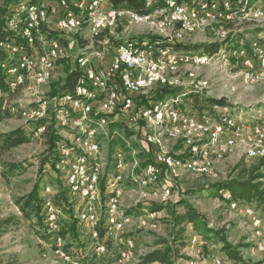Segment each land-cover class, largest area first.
<instances>
[{"label":"rangeland","instance_id":"obj_1","mask_svg":"<svg viewBox=\"0 0 264 264\" xmlns=\"http://www.w3.org/2000/svg\"><path fill=\"white\" fill-rule=\"evenodd\" d=\"M158 1L152 0L151 3H157ZM251 3L255 7V11H259V5L261 8H264V0H251ZM57 6L58 9L55 8L54 11L50 10V17L45 25L51 28L49 30L58 31L56 37L67 43L64 45L66 48L65 58H68L70 61H76L81 51L85 50L87 54H90L93 51L100 50L104 52L105 56H103L109 62L110 55L112 54L113 57L114 48L119 43L128 41L146 42L152 37L164 39L167 35L173 36L175 33L174 30H169L165 35L159 33L151 26L136 25L129 20H122L116 29L104 34L106 37L101 42H105L98 44V42L96 43L92 39L87 26L79 32H59L57 23L60 20L62 12H59L61 11V7ZM260 13L262 15L259 17H264V10L260 11ZM229 22L230 24L224 22V28H228V33H231L230 36L228 35L229 37L227 36V39L217 38L214 35L215 27L213 25L186 35L179 43L189 48L184 47L178 50L177 54L206 57L209 54L205 53L203 47L214 43L221 45L219 52L212 55V61L209 60V62L201 66H195L190 62L180 64L177 73V76L181 75V77H178L179 84L164 86L155 83L150 86L149 90L146 89L141 93L140 97H136L139 99V102L142 99H146L148 102L150 101L148 106L154 105L155 102L152 100V97L161 93L163 87H169L170 89H180L183 96H171L162 102L173 103L175 107L180 108L181 111L184 109L183 111L190 115L200 116L199 110H193L191 101L188 102L186 100L184 95L187 93L188 95L192 93L200 95L201 101H222L223 104L211 103L209 106L203 105L201 107L203 108V115L216 117L226 114L235 118L237 117L247 123L261 122L264 117V78L254 85L246 84L242 66L233 59H223L222 54L227 48L228 43L226 41L235 42L234 45L236 46L244 43L243 45L248 47L253 40L264 41V18L256 19L255 21L234 19V25L233 19ZM44 40L45 42L51 41L46 35L41 34L38 45L31 49L28 48V51H40ZM57 72L58 75L54 81H57L59 78L63 79L64 77L62 69ZM190 72L194 73L193 77L189 75ZM52 82L50 81L42 86H39V83L36 82H29L25 87L8 95L0 92V99H3L4 105L9 109H26L37 101L47 99V93L50 91ZM134 104L137 107L136 102ZM68 111L72 118L76 117L72 111ZM108 117H111L110 124L104 129L96 130L97 138L102 143L103 179L101 186L103 193H106L108 182L111 181L114 175L113 155L118 149L124 151L127 155L126 160L128 159L127 162H129V172L127 173L128 182H126L124 187V196L120 209L126 215H129L133 221L128 224L123 232H119L117 235L109 237H105L104 235V242H106L108 252L105 256L99 257H96L94 254L91 229L84 224L78 223L79 237L74 238L73 234H68L64 246L65 250L70 251L73 260H79L82 264H138L137 261H140L148 253L161 249L162 246L158 245L159 239L170 240L174 229L172 218L166 210L152 213L149 207L151 204L172 205L182 198L204 215L212 228L216 230L224 228L227 230L229 242L234 247L240 248L241 255L245 261H249L251 264H264V254H261L257 246H253V243L254 245L256 244L252 237L253 225L251 222H248L249 219L230 210L229 203L225 200L224 192H221L223 197H218L209 190V186L211 185L235 178L238 174V171L235 170L238 164L241 167L258 165L261 167V173L264 174V159L250 161L245 156L249 149V146L246 145L247 142L239 145V147L237 146L238 149L219 162L208 176L202 177L188 174L178 179L165 176L163 186L172 188L171 196L166 199H159L161 201H151L140 196L138 187L130 182V175H132V172L135 176L141 175L144 169L153 163L159 151L175 157H182L185 151L182 144L183 136L181 133H177L178 136L174 140L164 138L158 146L147 143L145 137L147 132L156 131L155 127L152 129V127H148L143 122H140L138 125H130L124 118L116 114L108 115ZM97 118L98 114L93 113L91 120ZM30 123L32 122L24 120L19 113L12 111L11 118L0 123V134L23 128L30 136L34 128V125ZM49 123H55L57 131H59L58 129H60V132L65 130L57 126L54 114H51ZM58 135L61 138H66L67 142L70 141L72 136L68 133H59ZM37 137L34 135V140H31L29 143L0 155V223L7 219L11 223L10 228L0 234V264H66L54 252L55 234L49 232L46 227L44 229L43 226L38 225L34 218L30 221L23 219L15 204L17 197H24L32 191L34 184L39 179L41 162L48 154L47 138ZM8 163L16 166L21 165L22 168L13 177L5 179L4 174L6 173V164ZM66 172L67 167L62 165L61 161L58 163L55 171L49 164L45 167L40 185V195L44 200L50 198L54 202L53 199L58 192L59 181L65 183ZM47 187H51L53 192L47 194ZM105 193L101 197L103 219L107 199ZM69 197L72 214L74 215L73 219L77 220L80 202L70 195ZM63 208V205L59 206L61 210V227L68 225L72 219L70 213L63 211ZM257 210L260 217L264 218V212L258 208ZM183 211V208L178 209L179 213ZM140 219L143 220L139 221ZM185 229L183 245L177 244L181 252L180 258L176 260V264H188L189 260L195 261L198 264H212L214 257H220L224 261H227L228 258L222 253L219 246L214 248V246L210 245L205 249L202 245V240L199 238V248L201 249L194 247L190 243L194 230L191 226H186ZM46 232L52 234L53 237L48 236ZM129 237L135 240L136 257L133 262L121 263L118 253L125 245V242H122V238L126 240ZM227 263L233 264L230 261H227Z\"/></svg>","mask_w":264,"mask_h":264},{"label":"bare ground","instance_id":"obj_2","mask_svg":"<svg viewBox=\"0 0 264 264\" xmlns=\"http://www.w3.org/2000/svg\"><path fill=\"white\" fill-rule=\"evenodd\" d=\"M97 3H111L110 0H96ZM92 2L95 0H78L79 8L84 9L83 11V20H74L72 22V12L69 10V6H62L63 9L69 11V13L64 14L60 20L59 25L65 32H79L80 30L75 28H83L87 26L89 34H91L92 39L98 36L104 30H98L99 18H92L93 13L95 12V5H92ZM225 3L224 7L219 8V15L221 16H199L194 17V21L189 18L190 10L196 9L197 4L202 3V9H211L212 7H217L218 3ZM158 9H165V13H160V16H157V21L153 19H146L145 17L131 16V23L136 25H147L156 29L159 33L165 34L169 30H174L173 36H166L164 39L167 40L165 46L159 47L157 44H152L149 41H128L119 43L114 48L113 57L121 56V50H126L128 47L130 49H137L139 51H149L150 54H164L166 56H187L188 58H196L198 61L194 63L193 61H184L176 65L171 64L170 61H162V68L160 72H156L155 83L167 86L169 84H179V79L177 73L179 71V65L182 63L190 62L195 66H201L207 63V60H211L210 55L203 56H190L189 54L182 55L177 54L171 44L179 43L183 38L195 32L198 29L205 28L207 26L213 25L214 35L217 38L227 39L223 37L222 28H224V22L232 21V19H225L222 16H232L242 14L241 17H235L234 19H240L244 21H255L256 19H261L264 17H259L262 13H257L255 7L252 5L251 0H235L233 3L228 0H201L193 2L190 4L178 3L175 0H167L166 6ZM149 14H144L143 16L155 15L157 10ZM180 13H173V11H179ZM131 11V10H130ZM135 13V12H134ZM173 20H170L169 17H172ZM137 14V13H135ZM141 15V14H140ZM46 5L40 3L39 0H25L15 8L12 15L9 16L7 20V25L12 24L16 21V27L27 28L28 33L31 38V48L34 47L36 34H39V27L41 23L46 24ZM122 21V20H121ZM243 22V21H242ZM15 35L19 36L15 29H9ZM262 39V38H261ZM29 47V42L26 39H23ZM39 40V37H38ZM41 40V39H40ZM11 41L4 40L0 41V49L3 46H6ZM56 40H51L42 43L41 50L39 52L30 51V58L24 72H22V67L18 66L19 54H12V58H9L7 61V68H4V64H0V71L6 76L7 85L11 91H16L25 87L29 82L40 83V79H43L45 76V63H51V67L54 70L56 65H58V60H52L55 58H63V46H54ZM234 43L229 42L227 44L226 51L227 53L222 54L223 59H233L237 63L240 62L242 58L241 50L256 49L261 48V57L264 58V41L253 40L249 47L246 45L239 44L238 46ZM11 47L16 51H24L25 49L14 45L11 42ZM30 48V49H31ZM44 57V62H41V58ZM87 52L81 51L76 58V63L78 68L81 71L77 86L74 91V95H65L60 97V104H67L70 109H61L60 110V120H56L57 126L65 129L61 133H68L71 136V147H78L73 149V152H69V148L64 145V138L59 137V141L56 143L57 151L60 156V161L62 165L67 167L65 184L68 187L69 195L80 202L78 209V223L84 224L91 230V239L93 242V250L96 257L105 256L108 252L106 242H104L105 237L117 235L119 232H123L129 223L133 220L129 215H126L121 211V202L124 196V187L126 182H128V163L126 160V153L120 149L116 150L114 158V176L118 175L119 178L111 179V182H108V189L106 190L105 196L107 199H113L117 196L115 203H113V213H107L110 211V204H105L104 219L103 217V206H102V194L103 189L101 186L102 176H103V166H102V143L101 140L97 138V131L104 129L108 124H110V118L106 114L98 115V118L91 120L92 114L95 113V107L93 103H99V109L102 111L116 112L117 105V87H113V80L111 77L107 76L103 72H98V65L95 62H86ZM208 56V57H207ZM85 69L89 72L91 80L93 82L86 83V80H82V74ZM15 68V74H21L20 83H18V76H13V70ZM140 69L144 71V78H152L154 75V63L147 61V58H140ZM191 77L194 76L193 72H190ZM244 80L252 79L251 70H243ZM53 73H48L46 75L44 84L52 80ZM264 78V75H259V79H254L252 85L260 82ZM120 84H127V75L126 73H119ZM97 85L99 88H105L103 93H95L93 96H87V92L97 91ZM153 84H150L152 86ZM147 88H140V94L143 93ZM100 95V96H99ZM175 102V101H174ZM39 103H51V100H42L37 101L34 105L21 110H12L13 112L19 113V115L28 122L35 123L38 121H47L48 118H44V109H38ZM138 108V109H137ZM172 108V109H171ZM37 109V112H36ZM72 111L76 117L72 118L70 112ZM184 109H182L183 111ZM180 108L178 109L175 105L169 104L167 102H158L150 107H136L134 102L132 105V113H139V123H146L148 127H155L156 131L147 132L150 134V142L155 145H160L164 138H169L174 140L177 138V133L175 131H183L184 135H187V138L190 139L189 144L184 143V136L182 144L184 147V155L182 157H175L170 154H163V171H161L160 161L155 157L154 162L146 167L143 173L139 176H135L132 172L130 182L134 183L140 192L142 198H147L151 200V194L157 193V200L161 198H168L171 196L172 188L163 186L164 177L169 176L174 179L182 178L185 175L191 174L196 176H208L213 171L214 167L222 161L225 157L230 156L235 150L238 149L239 145L245 144L249 146V149L246 152V157L251 160L264 159V131L258 132L254 128H246V136H235L228 139V136H222V128L216 126V123L221 125L239 126L240 125H255V127H264V117L261 122H243L239 118H235L231 115L221 114L216 117H209L207 115L201 116V120H208L202 122V129L208 130V138H203L202 140L198 138V130L193 129L190 125H183V123H178V114H186L182 112ZM86 112V114H85ZM151 114V115H150ZM188 114V113H187ZM191 119H198L199 116L190 115ZM79 116H85L84 120L79 122V124H74L73 119H76ZM257 120V119H256ZM63 122L65 125L63 126ZM166 122H168L166 124ZM68 128V129H66ZM147 128V127H146ZM47 129V125H43L35 136L43 134ZM85 129L89 130V139L90 144L96 147V158L97 164L94 172V185L93 191H85L82 189L86 187L87 176H85V168H76V177L75 181H72V164L74 161V156L76 158H84V151H89V144L86 143V138H82V134L85 133ZM168 130V131H167ZM68 135V136H69ZM59 136V135H58ZM70 137V136H69ZM250 139L253 141L251 142ZM148 143V142H147ZM218 143H221L222 147L220 148L219 153L215 150L218 148ZM105 145V144H104ZM238 146V147H237ZM122 149V148H121ZM256 149H258L256 151ZM115 150V149H114ZM104 151V149H103ZM163 153V152H158ZM247 159V160H248ZM205 161L202 163V171L200 174L195 169V163L193 161ZM112 161V162H113ZM104 162V161H103ZM104 165V164H103ZM131 165V164H130ZM135 166V165H134ZM133 166V167H134ZM140 170V168L138 167ZM138 170V171H139ZM65 171V170H64ZM165 174H164V173ZM110 180V179H109ZM47 194L53 192L51 187L46 188ZM93 193L95 196H93ZM81 200H80V199ZM226 202L229 203V208L232 212L239 214L241 216L249 219L248 222H251L253 225L252 237L254 242L259 248L261 254H264V218L260 217L257 213L256 205L246 202L234 201L230 194H225ZM44 212H45V227L49 232L55 234V229H57V236H55V254L62 258L66 264H82L79 260H73L71 255L64 249L65 239L58 235L60 231V214L61 210L59 207L49 199L46 198L44 202ZM259 212V211H258ZM254 217L257 218V223H254ZM105 220H111V227L108 222ZM127 221V223H126ZM102 226V228L100 227ZM98 228H101L104 231L105 237L96 238V236H101ZM195 236V240H193ZM196 234H193L191 237L190 243L199 248V239ZM125 241H128V252H126L125 245L120 249L118 253L120 262L129 263L133 262L136 257V243L135 240L131 237L127 238ZM253 241V240H252ZM259 252V253H260ZM67 255L69 259L65 260ZM219 259V264H228L224 259L217 257ZM139 263V261H137ZM192 264H198L195 261H191ZM97 264V263H94ZM212 264H215L212 262Z\"/></svg>","mask_w":264,"mask_h":264},{"label":"trees","instance_id":"obj_3","mask_svg":"<svg viewBox=\"0 0 264 264\" xmlns=\"http://www.w3.org/2000/svg\"><path fill=\"white\" fill-rule=\"evenodd\" d=\"M25 0H0V41L9 40L14 45L20 46L25 50H28V45L25 43L23 39L19 36L15 35L12 31L7 28V20L10 15L14 12L15 8L24 2ZM69 3V8L76 12L75 7L73 6V0H67ZM113 8L123 9L126 8L131 10L137 14H149L155 11L158 8H162L166 6L167 0H159L157 3L149 4V0H110ZM178 3L190 4L194 1L201 0H175ZM211 1V0H208ZM220 1V0H218ZM229 2H234L235 0H228ZM69 13L66 10L65 14ZM39 34L35 33L36 40L34 47L38 45L39 40L38 37L41 34L46 35V37L50 40L55 39L59 41L62 45H66L62 39L56 37L58 31L49 30L48 26L45 23H41L39 27ZM56 32V33H53ZM60 32V31H59ZM64 33V32H61ZM104 31H102L98 36L93 38V40L97 43L105 39ZM152 44H157L159 47L165 46L167 42L166 39L160 37H152L149 40ZM229 43L230 41H226ZM42 45V44H41ZM172 48L175 51H178L184 47L182 43L171 44ZM221 45L219 43H214L211 45L204 46L205 53L209 55H215L219 52ZM248 47V46H246ZM189 48V47H186ZM5 57L3 52L0 51V58ZM57 64H62L64 77L63 79H58L54 81V77L52 78L50 91L47 93V100H51L56 96H65L67 94L74 95L75 88L77 86L81 71L78 68L76 61H70L68 58L62 59L58 61ZM57 66V65H56ZM163 87V86H162ZM163 91L161 93L152 97V100L155 103L162 102L166 98L171 96L182 95L180 89H170L169 87H163ZM20 90V89H18ZM16 90V91H18ZM0 92L4 95H8L12 92L7 85L6 76L0 71ZM183 96V95H182ZM188 102L191 101L192 109L197 111L199 110L200 116L203 115V105L209 106L211 103L215 104H223L222 101H201L200 95H194L188 93L184 95ZM136 105L138 107H150V101L148 102L146 99H142L139 102V99H135ZM205 107V106H204ZM52 114V113H51ZM51 114L49 115L48 121H38L36 123H30L34 125V128L31 131V135L29 136L27 131L23 128H19L16 130H12L10 132L0 134V155L8 153L22 145L29 143L31 140H34L33 137L37 131L42 128L43 125H47V129L43 134H40L37 138L46 137L47 146H48V154L47 157L43 159L41 162V167L39 170V179L34 184L32 191L24 196L17 197L15 199V204L18 207L22 218L25 220L35 219L38 225L43 226L45 229V212H44V202L45 200L40 195V185L42 181V176L45 170V167L49 164L51 168L55 171L58 163L60 162V156L57 151L56 143L59 141V131L55 128V123H49ZM12 111L8 107L4 105L3 99H0V123L11 118ZM57 141V142H56ZM154 162V161H153ZM7 169L4 174L5 179H9V177H13L15 173L21 169L20 166H16L13 164H6ZM238 171V174L235 178H231L228 181L217 183L215 185L209 186V190L215 196L223 197L221 192L225 194L228 193L231 195L234 201L251 203L257 206L258 209L264 212V174L261 173V167L258 165H251L249 167H241L239 164L235 168ZM225 197V195H224ZM50 199V198H49ZM52 201V199H50ZM55 206L59 207L63 205V211L70 213L72 217L71 222L68 225L60 228L58 235L66 239L68 234H73L74 238H78V229L77 224L78 221L73 219L72 208L70 206V197L69 190L65 183L59 181L58 184V192L54 197ZM226 200V199H225ZM183 208L184 211L182 213L178 212V209ZM150 212L158 213L163 210H166L170 217L172 218L173 232L170 240L159 239L158 245L162 246L161 249H156L147 255H145L138 264H176V260L180 258V249L177 247V244L183 245V236L185 232L186 226H191L194 230V234H196L202 240V245L205 249L208 246L212 245L214 248L220 247L222 253L228 258L227 261L232 262L233 264H251L249 261H245L241 255L240 248L234 247L228 239L227 230L224 228L216 230L212 228L204 215H202L197 209H195L188 201L184 199H180L172 205L167 204H151L149 207ZM10 220L7 219L0 223V234L2 232L7 231L10 228ZM61 226V223H60ZM102 228V226H100ZM98 228L100 231L101 237L104 236V231ZM62 229V230H61ZM47 233V232H46ZM48 236L53 237L52 234L47 233ZM53 239V238H52ZM54 240V239H53ZM67 250V249H66ZM70 254V251L67 250ZM261 264V263H256Z\"/></svg>","mask_w":264,"mask_h":264},{"label":"built area","instance_id":"obj_4","mask_svg":"<svg viewBox=\"0 0 264 264\" xmlns=\"http://www.w3.org/2000/svg\"><path fill=\"white\" fill-rule=\"evenodd\" d=\"M53 1H59V4L62 6H69V3L67 0H39L40 3H43L46 5V22L48 20L49 16V5ZM152 0H149V4ZM73 6L76 9V12L72 11V22L74 23V20H83V11L84 9L79 8L78 0L72 1ZM92 5H95V12L93 13L92 18H99V26L98 30H104L105 33H110L114 29L118 27L119 24H121V20H129L131 21V16H138V17H145L146 19H153L157 21V16H160V13H165V9H158L155 15L151 16H143L140 14H135L133 11H130L126 8L123 9H116L113 8L111 3H97L92 2ZM225 3L221 2L218 3L217 7H212L211 9H202V3L197 4L196 9L190 10V16L189 18L194 21V17L199 16H221L219 15V8L224 7ZM264 8H261L259 5V13L260 11H263ZM173 13H180L179 11H173ZM173 13L172 17H169L170 20H173ZM242 14L238 15H232V16H222L225 19H233V25H234V18L235 17H241ZM58 30L60 32L65 31L62 29V27L59 25V21L57 23ZM8 29H15L17 33L19 34V37L21 39H26L27 42H29V49L31 48V38L28 33V27L27 28H20L16 27V21H14L12 24L7 25ZM84 28V25H83ZM83 28H75L78 30H82ZM223 37H226L227 35L231 34L228 33V28H222ZM102 41V40H101ZM98 41V44L104 43L105 41L101 42ZM54 46H63L64 48V57L63 58H55V56L52 58V60H62L65 59V51L66 48L64 45H62L59 41L56 40L54 43ZM1 52L5 55V57L0 58V64H4V68H7V61L9 58H12V54H19V61L18 66L15 67H22V72H24V68H26L28 59L30 58V52L28 50L24 51H16L13 47H11V42L8 43L6 46H3V48L0 49ZM242 51V58L239 62V64L242 66V70H251L252 72V79L246 80V84L252 85V81L254 79H259V75H264V58L261 57V48L256 49H248V50H241ZM104 52H101L100 50L93 51L92 53L88 54L86 62H95L98 65V72H103L107 76L111 77L113 80V87H117V105H116V112H109V111H102V109H99V103H93L95 107V114H98L101 116V114H116L122 118H124L130 125H138L139 124V113H132V105L133 102H136V97H140V88H147V90L150 89V84H155L156 79V72H160L163 70L162 68V61H170L171 64H178L180 62L184 61H193L196 63L198 59L196 58H188L187 56H166V53L164 54H150L149 51H139L137 49H130L128 47L126 50H121V56L119 57H110V60L106 65H104L102 62L105 61V55ZM41 58V62H44V57L39 56ZM140 58H147V61H151L154 63V75L152 78H144V71L140 69ZM212 58V55H211ZM209 62V60H207ZM13 70V76H18V85L20 83V77L21 74H15V68H12ZM54 70L51 67V63H45V76L43 79H40L39 86H42L44 84V80L46 75L48 73H53ZM119 73H126L127 75V84H120L119 83ZM177 77H181L177 76ZM82 80H86V83L93 82L91 80V76L89 72L85 69L82 74ZM105 88H99L97 85V91L87 92V96H93L95 93H103L104 94ZM38 109H44V118H49V115L52 113L54 114L55 120H60V110L61 109H70L67 104H60V96H56L51 99V103H39ZM172 109V108H171ZM37 112V109H36ZM86 114V112H85ZM151 115V114H150ZM178 123H183V125H190L193 129L198 130V138L201 140L203 138H208V130L202 129V122L208 121V120H201V116H199L198 119H191L190 116L186 114H178ZM34 117V123H35ZM85 116H79L76 119H73L74 124H79V122L83 121ZM168 122H166L167 124ZM65 125V122H63V126ZM216 126L219 128H222V136H228V139L230 141L231 138L235 136H246V128H254V130L258 132L264 131V127H255V125H240L239 126H232V124L229 125H221L220 123H216ZM168 131V130H167ZM175 132H181V135L184 136V143L189 144L190 139L187 138V135H184L183 131H175ZM146 141L148 143L150 142V134H145ZM82 138H86V143L89 144V151H84V158H76L74 156V161L72 164V181H75L76 177V168H85V176H87V183L86 187L82 189L83 192L85 191H93L94 185V172L97 164L98 158H96V147L94 145L90 144L89 139V130L85 129V133L82 134ZM251 142H253L250 139ZM64 145L69 148V152H73V149L79 148L78 147H71V138L70 141L67 142V139H64ZM220 148H226L222 147L221 143H218V148L215 150L210 151H217L219 153ZM258 149H256L257 151ZM163 153H157L155 157L158 158L161 165V171H163ZM246 155V154H245ZM223 160V156H222ZM195 163V169L200 174V171H202V163H206L205 161H193ZM212 172V171H207ZM164 173V172H163ZM165 174V173H164ZM166 176V174H165ZM167 177V176H166ZM119 178L118 175L114 176L112 179ZM111 182V181H109ZM93 196L94 193H93ZM117 199V196L113 199H106V203L110 204V211H107V213H113V203H115ZM151 201H161L157 200V193L151 194ZM257 218L254 217L253 222L257 223ZM143 219H140L141 221ZM108 222L109 226L111 227V220H105ZM127 223V221H126ZM91 230H94L90 228ZM55 236H57V229H55ZM96 238H101V236H96ZM195 240V236L192 238ZM122 242H125V249L126 252H128V241H125V239L122 238ZM200 247V246H199ZM258 250H263L262 248H259L257 246ZM65 256V260L69 259L67 255ZM212 262L215 264H219V259L217 257H214ZM188 264H192L191 260L188 261Z\"/></svg>","mask_w":264,"mask_h":264},{"label":"crops","instance_id":"obj_5","mask_svg":"<svg viewBox=\"0 0 264 264\" xmlns=\"http://www.w3.org/2000/svg\"><path fill=\"white\" fill-rule=\"evenodd\" d=\"M58 3V4H57ZM57 5H59L60 7H61V5L59 4V1H53V2H51L50 3V5H49V8H48V10H49V16H48V20H49V17H50V13H51V11H54V9L55 8H57L58 9V6ZM51 10V11H50ZM59 12H62V15H61V17L65 14V10L63 9V7H61V11H59ZM60 17V18H61ZM48 20H47V22H48ZM59 20V19H58ZM50 28V27H49ZM51 29V28H50ZM113 51V50H112ZM37 52H39V51H37ZM112 55V54H111ZM111 55H110V57H111ZM110 59V58H109ZM74 61V60H73ZM104 65H106V63H108V61H103L102 62ZM60 69H62V71H63V67H62V64H58L57 66H56V68L54 69V72H53V77H54V79H56L55 77L58 75V70H60Z\"/></svg>","mask_w":264,"mask_h":264}]
</instances>
